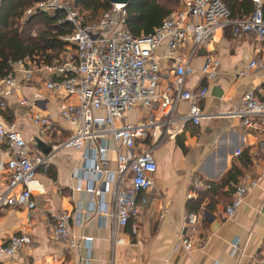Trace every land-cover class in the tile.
Masks as SVG:
<instances>
[{
  "label": "built area",
  "instance_id": "obj_1",
  "mask_svg": "<svg viewBox=\"0 0 264 264\" xmlns=\"http://www.w3.org/2000/svg\"><path fill=\"white\" fill-rule=\"evenodd\" d=\"M72 2L39 0L25 15L42 13L54 17L61 13V23L71 28L70 34L61 40L74 55L40 66L28 58L19 60L10 63L12 75L0 79V109H4L6 97H15L22 108V117L37 128L38 136L46 137L54 129V120L40 112L35 101L21 94L14 78L20 74L29 81L35 72L43 74L47 78L44 84L47 91L64 92L58 117L71 128L63 142L54 146L50 154L41 156L30 153L21 134L0 116V142L8 155L7 185L0 195V209L24 207L34 213L32 193L44 191L36 179L37 173L49 172L54 153L80 150L83 157L78 174L85 185L77 186L76 190H85L90 195L89 213L109 218L117 229L137 219L147 202L141 195L154 188L153 176L157 171L154 152L180 135L188 124L227 118L238 119L250 127L252 120L264 119V98L259 99L252 92L242 96L237 109L208 115L201 105L208 94L207 86L194 91L185 88L187 79L197 72L205 80L215 78L219 64L216 59L206 57L196 68L193 60L216 31L230 29L234 37L251 33L262 41L264 20L258 0H254L255 11L240 21L229 18L221 0H180V8L164 17L153 33L134 37L126 29V5L110 4L108 11L89 24L72 8ZM162 47L165 55L159 53ZM162 60L170 62L167 74L162 70ZM255 66L256 61H250L241 76ZM183 102L188 104V110L179 114L178 107ZM130 115L135 118L127 121ZM258 148L264 152V140L258 143ZM257 184L258 179L235 187L225 207L227 217L234 215ZM211 187L199 179L193 181L195 191ZM16 189L19 190L15 192ZM70 219L67 212L50 214L53 241H69ZM197 221L196 213L187 214L184 233L178 235V242L186 252L194 247L192 235L197 231ZM131 234H137L135 223L131 225ZM90 240L79 237L85 246ZM71 245L79 248L73 242ZM30 246L28 236H13L0 246V258H10ZM258 264H264V260Z\"/></svg>",
  "mask_w": 264,
  "mask_h": 264
},
{
  "label": "crops",
  "instance_id": "obj_2",
  "mask_svg": "<svg viewBox=\"0 0 264 264\" xmlns=\"http://www.w3.org/2000/svg\"><path fill=\"white\" fill-rule=\"evenodd\" d=\"M258 1L259 5L264 3ZM159 53L165 55V48ZM206 57L219 63L215 78L205 80L197 72L185 82L189 91L207 86L208 94L201 103L204 113L237 109L248 92L264 98V39L259 41L251 33L234 37L230 29L218 30L198 50L193 66L198 67ZM250 61H256V66L241 76ZM160 64L167 74L170 62L162 60ZM14 78L21 94L35 101L40 112L51 116L54 129L46 137L38 136L37 128L22 117V108L12 96L5 98L0 116L21 134L30 153L48 155L70 134V126L58 117L64 92L47 91L44 87L47 78L40 73L35 72L29 81L20 74ZM187 110L188 104L180 103L178 113ZM134 118L130 115L127 121ZM262 140L264 119L260 118L252 120L250 127L238 119L227 118L188 124L180 135L154 152L157 164L154 188L141 195L147 202L137 219L117 229L109 218L89 213L90 195L85 190H76L77 186L85 185L78 174L82 151L60 150L53 154L49 172L37 173L36 179L44 191L32 193L34 213L24 207L0 209V246L22 234L31 241L29 249L0 258V264H258L264 260V152L258 148ZM5 148L0 142V195L8 178ZM231 170L238 173L236 180L222 185L221 180ZM195 179L211 184V189L201 191L205 193L199 197L193 188ZM257 179V186L234 215L227 217L225 207L235 187ZM196 201L197 208L191 204ZM60 212L71 216L66 242L53 241L50 232V214ZM189 213H196L198 221L197 231L192 235L194 247L186 252L178 242V235L184 233ZM133 223L137 227L135 236L131 234ZM79 237L91 240L85 246ZM71 242L79 248L72 247Z\"/></svg>",
  "mask_w": 264,
  "mask_h": 264
},
{
  "label": "trees",
  "instance_id": "obj_3",
  "mask_svg": "<svg viewBox=\"0 0 264 264\" xmlns=\"http://www.w3.org/2000/svg\"><path fill=\"white\" fill-rule=\"evenodd\" d=\"M38 1L0 2V79L12 75L10 63L28 58L38 66L50 65L65 55L67 44L61 37L69 35L71 28L61 23L62 14L57 13L54 17L42 13L25 15ZM165 1L172 3L174 9L168 10L162 5ZM221 1L229 12V18L235 21L246 19L256 9L252 0ZM178 5L179 0H129L126 5V29L134 37L149 35L160 26L164 17L178 9ZM72 8L90 24L110 9V3L108 0H74ZM260 10L264 20V3L260 5ZM237 176L238 173L231 170L221 184L234 181ZM198 192L199 197L205 193ZM191 204L198 207L197 201Z\"/></svg>",
  "mask_w": 264,
  "mask_h": 264
},
{
  "label": "rangeland",
  "instance_id": "obj_4",
  "mask_svg": "<svg viewBox=\"0 0 264 264\" xmlns=\"http://www.w3.org/2000/svg\"><path fill=\"white\" fill-rule=\"evenodd\" d=\"M162 5H164L168 10H171L172 8L174 9L172 3H170V2L165 1V2L162 3ZM179 8H180V0H179L178 9H179ZM178 9H177V10H178ZM73 55H74V53L71 51V49H70L69 46L67 45L65 55L60 56V59H64L65 57H66V58H70V57H72ZM64 56H65V57H64ZM130 119H131V118H129V120H130Z\"/></svg>",
  "mask_w": 264,
  "mask_h": 264
},
{
  "label": "water",
  "instance_id": "obj_5",
  "mask_svg": "<svg viewBox=\"0 0 264 264\" xmlns=\"http://www.w3.org/2000/svg\"><path fill=\"white\" fill-rule=\"evenodd\" d=\"M129 0H108L110 4H124L127 5ZM103 186H101V189Z\"/></svg>",
  "mask_w": 264,
  "mask_h": 264
}]
</instances>
